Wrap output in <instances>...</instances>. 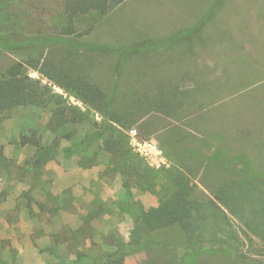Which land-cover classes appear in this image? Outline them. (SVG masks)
<instances>
[{
    "label": "rangeland",
    "instance_id": "374dc122",
    "mask_svg": "<svg viewBox=\"0 0 264 264\" xmlns=\"http://www.w3.org/2000/svg\"><path fill=\"white\" fill-rule=\"evenodd\" d=\"M93 25L94 30L84 34ZM67 26L65 0H0V72L16 60L45 55L74 75L100 84L114 96L119 112L135 106L137 117L168 114L166 108L155 107L158 91L167 94L173 88L187 91L199 85L208 89L211 110L222 104L219 110L237 109L234 126L239 130L232 136L239 140L238 153L252 155L254 166H242L237 177L213 162L202 179L209 193L202 198L217 199L226 215L215 225L218 217L211 214L203 234L205 249L196 246V254H185L180 234L161 235L175 239L179 260L186 264H264V0H125L104 18L94 14L81 18L77 33L58 41ZM28 74L49 83L68 104L87 113L88 120L55 132L49 126L50 114L39 107L0 113V264H61L60 257L76 259V250L96 261L116 250L110 240L113 229L128 240L135 225L126 208L125 184L132 186L134 204L145 208L158 204L157 197L145 190L149 183L135 175L140 164L153 170L158 190L164 178L157 174L170 166L168 161L157 166L137 153L132 137L160 147L163 142L160 134L146 129L147 138L142 124L128 128L117 124L114 135L125 140V156L122 151L120 155L107 151L109 134L84 153L65 154L74 142L99 132L95 124L102 123L103 116L39 72L28 69ZM174 93L170 99L176 103L196 99ZM154 116L162 118L155 126L159 130L179 123L164 114ZM35 136L54 151L38 153L31 146ZM56 137H61L57 145ZM86 220L92 229L88 235L80 229ZM90 235L94 244L87 240ZM70 237L78 241L71 243ZM46 246L58 253L48 252ZM157 256L142 251L121 264L161 261Z\"/></svg>",
    "mask_w": 264,
    "mask_h": 264
},
{
    "label": "trees",
    "instance_id": "16d2710c",
    "mask_svg": "<svg viewBox=\"0 0 264 264\" xmlns=\"http://www.w3.org/2000/svg\"><path fill=\"white\" fill-rule=\"evenodd\" d=\"M124 1L65 0V14L68 26L63 29L61 33L63 36L57 40L63 41L65 40L63 37L76 34V24L81 18L91 14L104 18ZM94 28L95 25L86 29L84 34L91 33ZM28 69L39 72L49 82L66 91H70L77 99L88 106L89 111L98 112L103 116L101 121L103 125H101L102 123L95 124L99 126L100 131L89 133L82 141L74 142L69 148L65 149V154L69 155L74 151L84 153L88 151L93 142L99 141L100 138H104L105 134H109L105 141V148L110 153L120 155L126 142L121 137H115V126L118 124L128 128V125L139 123L142 124V127H145L143 132L147 138L150 133H147L146 129L151 133L156 131V135H161V137L160 135L158 136V140L163 142V146L159 147L170 164L169 168L165 169L162 174H157V176L162 175L164 178L163 186L159 190L157 181L152 177L153 170L149 167L140 164L139 171L135 173L140 178L144 177L145 182L149 183L145 190L157 197V206L145 208L134 204L133 199L135 196L132 186L125 184L124 187L129 198L126 208L134 215L135 222L128 240L122 237L117 229H113L110 240L115 243L116 250L114 252H105L102 254L101 259L92 261L88 253L76 250V259L69 261L60 257L61 264H92L98 262L102 264H121L127 256L142 251H147L149 254L151 252L159 254L157 257L161 259V261L154 259V261H149L146 264H186V261L181 262L179 260L178 248L180 246H178V243L173 242L175 239L167 235H161V231H173L180 234L181 238L185 240L186 255L199 253L195 250L196 246L201 248L200 250H204L206 241L203 234L206 233L205 227L208 226L211 214L216 216V218L218 217L214 220L215 225H218L221 220L219 218L222 215H226V213L217 203V199L209 198L204 201L201 196L205 197L206 193L199 189V186L195 183L193 171L187 165L188 144L190 141L187 130L176 124L159 130L155 126L162 118H159V115L154 117L152 115L164 114L166 117L170 116L171 118L173 117L172 119L179 121L180 125L188 126V124H182L181 122L188 121L190 117H199L201 113L207 111L208 96L206 93L208 89L206 90L202 85H199L198 88L188 89L187 91L173 88L167 94L158 91L155 97L160 100L157 99L155 101V107L159 110L166 108L170 114H165L163 111L152 114L146 113L143 117H137L138 110L133 111L135 106L125 112H119L114 106L116 101L114 96H109V93L100 84L88 78L74 75L56 60H49L45 55H42L39 57L31 56L23 61H14L7 69L0 72V113L9 112L16 107H39L50 114L49 126L55 132L61 131L66 125L74 126L87 122L88 115L79 107L68 104L67 100L56 93L49 83L44 84L42 80H35L30 77ZM119 87L120 85L117 84L116 88L118 89ZM174 92L183 95L189 93V95H195L196 99H188L182 103H176L170 99L175 96ZM205 129L208 130L206 127ZM200 131H204V129L201 128ZM56 138L55 144L57 145L61 137ZM32 145L36 147L38 153L43 151L52 153L54 151V147L46 148L41 145L36 136L35 139L31 140ZM124 154L125 152H123ZM180 158L182 159L181 161H179ZM137 183H139V180ZM38 206L43 209L45 204H38ZM209 207L210 210H208ZM27 209L30 210V213L34 211L30 203L27 205ZM89 223L86 220L80 228L86 235L92 232ZM91 237L92 235L87 240L89 239L88 241L94 244L95 241ZM69 240L71 243L78 241L76 237H70ZM194 240H198L197 244L193 242ZM46 250L52 254L58 253L56 249L50 246H46ZM165 254H168V258L165 257ZM162 256H164V259H162Z\"/></svg>",
    "mask_w": 264,
    "mask_h": 264
},
{
    "label": "crops",
    "instance_id": "0c3cea01",
    "mask_svg": "<svg viewBox=\"0 0 264 264\" xmlns=\"http://www.w3.org/2000/svg\"><path fill=\"white\" fill-rule=\"evenodd\" d=\"M219 108L213 111L210 106L207 107V111L201 113L199 117H190L188 126L177 123L178 126L187 130L190 137L187 159L188 168L193 171L195 183L199 186V189L207 194H209L208 188L205 183H202V179H205L209 175L213 162L215 164L220 162L221 168L231 171L236 176L237 171L242 166H247L246 169H252V166H254L251 162L253 160L252 155L245 157L243 154L240 155L238 153L239 140L232 136L236 130L237 132L239 130L234 126L236 119H239V116L236 114L239 111L236 109V113H234L229 109L222 111ZM201 128L204 131H200ZM181 160L180 158L179 161ZM224 161H226L225 166L222 164ZM249 162L251 163L250 165H248ZM206 183L208 184L209 182L206 181ZM213 192L215 191L213 190Z\"/></svg>",
    "mask_w": 264,
    "mask_h": 264
},
{
    "label": "built area",
    "instance_id": "2783aa9c",
    "mask_svg": "<svg viewBox=\"0 0 264 264\" xmlns=\"http://www.w3.org/2000/svg\"><path fill=\"white\" fill-rule=\"evenodd\" d=\"M132 146L137 153L148 159L152 164L160 166L167 163L161 148L154 141L141 140L135 135L132 137Z\"/></svg>",
    "mask_w": 264,
    "mask_h": 264
}]
</instances>
